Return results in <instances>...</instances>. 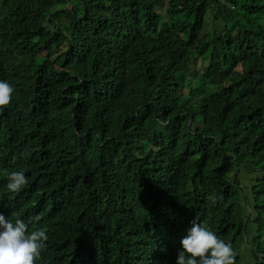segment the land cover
<instances>
[{
    "label": "trees",
    "instance_id": "obj_1",
    "mask_svg": "<svg viewBox=\"0 0 264 264\" xmlns=\"http://www.w3.org/2000/svg\"><path fill=\"white\" fill-rule=\"evenodd\" d=\"M3 58L0 212L61 236L37 264H176L197 216L264 264V177L237 173H264V0H0Z\"/></svg>",
    "mask_w": 264,
    "mask_h": 264
},
{
    "label": "clouds",
    "instance_id": "obj_2",
    "mask_svg": "<svg viewBox=\"0 0 264 264\" xmlns=\"http://www.w3.org/2000/svg\"><path fill=\"white\" fill-rule=\"evenodd\" d=\"M26 64L22 58L0 59V108L12 102L16 84L20 81L19 73L26 68ZM29 187L30 177L23 171H14L8 177L7 188L12 192L24 191ZM249 204V208H245L251 214L252 205ZM186 232L187 235L180 241L182 251L177 255L176 264H234L235 254L231 243L219 239L210 227L200 222L198 216ZM52 242L61 244L60 233L39 217L25 222L20 218L8 219L0 212V264L42 262L43 253Z\"/></svg>",
    "mask_w": 264,
    "mask_h": 264
},
{
    "label": "rangeland",
    "instance_id": "obj_3",
    "mask_svg": "<svg viewBox=\"0 0 264 264\" xmlns=\"http://www.w3.org/2000/svg\"><path fill=\"white\" fill-rule=\"evenodd\" d=\"M192 62H194V67H197V68H201L203 67V60L201 59V57H197V58H194L192 60ZM239 171V174H240V177L242 179V181H244V183H248V184H251V179L252 178H257V179H261L264 177V173H259L257 170L256 171H247L245 167H240L238 170H237V173ZM251 203H253V201H250ZM249 202V203H250ZM253 206V205H252ZM245 207H248V202L245 204ZM252 241L251 240H248L247 237L244 238L243 240V243H241V249L242 252H245L247 254H249L248 257H245L242 261H243V264H254L256 262V260L254 259V256L252 255ZM260 256H262V254H260Z\"/></svg>",
    "mask_w": 264,
    "mask_h": 264
}]
</instances>
